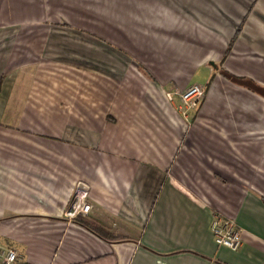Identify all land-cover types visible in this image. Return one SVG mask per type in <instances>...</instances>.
I'll return each mask as SVG.
<instances>
[{
    "label": "crops",
    "instance_id": "0c3cea01",
    "mask_svg": "<svg viewBox=\"0 0 264 264\" xmlns=\"http://www.w3.org/2000/svg\"><path fill=\"white\" fill-rule=\"evenodd\" d=\"M0 244L13 264H264V0H0Z\"/></svg>",
    "mask_w": 264,
    "mask_h": 264
},
{
    "label": "built area",
    "instance_id": "2783aa9c",
    "mask_svg": "<svg viewBox=\"0 0 264 264\" xmlns=\"http://www.w3.org/2000/svg\"><path fill=\"white\" fill-rule=\"evenodd\" d=\"M207 88L201 83H192L187 88L179 91L182 106L181 110L185 117L190 115L191 110H198L201 106L202 100L206 95ZM169 98L173 99L174 92H167ZM89 195V187L78 186L74 192L72 199L69 202V209L66 210L65 215L73 218L78 214H87L91 210L92 204L87 200ZM212 231L215 240L218 244L228 245L232 249H239L243 243L242 229L238 226L234 218L223 217L216 215L212 222ZM18 252L13 248H6L0 244V264H13L18 257Z\"/></svg>",
    "mask_w": 264,
    "mask_h": 264
},
{
    "label": "rangeland",
    "instance_id": "374dc122",
    "mask_svg": "<svg viewBox=\"0 0 264 264\" xmlns=\"http://www.w3.org/2000/svg\"><path fill=\"white\" fill-rule=\"evenodd\" d=\"M227 50H229V48ZM220 72L225 78L231 79L232 81H235V82H240L242 80L241 78H243L240 75H236V74L226 70L224 67L221 68ZM231 75H233V77ZM224 77H222V78L224 79ZM234 87L235 86H234L233 83H231L227 79H224V82H223V85H222L223 89H221V90L222 91H229L232 88L235 90V88H237V87H235V88ZM207 92H206V95H205L204 99L202 100V103H200L201 106L199 107L198 110H196V113H194L192 116L191 115L188 116V118L190 119L191 123L195 122L198 119V116H200V111H201L202 107L204 106V103L207 100V95H208ZM223 94H226V93H223ZM190 113H191V111H190Z\"/></svg>",
    "mask_w": 264,
    "mask_h": 264
},
{
    "label": "trees",
    "instance_id": "16d2710c",
    "mask_svg": "<svg viewBox=\"0 0 264 264\" xmlns=\"http://www.w3.org/2000/svg\"><path fill=\"white\" fill-rule=\"evenodd\" d=\"M233 77V75H231ZM230 76V77H231ZM235 78V77H234ZM90 226V228L95 231L97 233V235L99 234L100 236L104 237V238H109V239H114L115 235L112 234L111 232H109L108 230H106L105 228L99 226V225H95V224H88Z\"/></svg>",
    "mask_w": 264,
    "mask_h": 264
}]
</instances>
